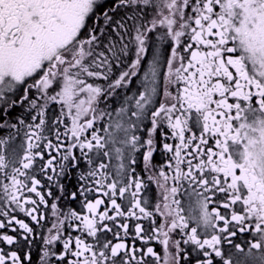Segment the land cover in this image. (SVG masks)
<instances>
[{
	"label": "snow or ice",
	"instance_id": "1",
	"mask_svg": "<svg viewBox=\"0 0 264 264\" xmlns=\"http://www.w3.org/2000/svg\"><path fill=\"white\" fill-rule=\"evenodd\" d=\"M0 264H264V0H0Z\"/></svg>",
	"mask_w": 264,
	"mask_h": 264
},
{
	"label": "flooded vegetation",
	"instance_id": "2",
	"mask_svg": "<svg viewBox=\"0 0 264 264\" xmlns=\"http://www.w3.org/2000/svg\"><path fill=\"white\" fill-rule=\"evenodd\" d=\"M157 159H159V157H157ZM153 194H154V192H153ZM246 235L247 234H241L238 237H234L233 238L234 242L240 243L242 247H245V250H247V244L245 242ZM226 247H230V246H227L226 245ZM156 250L157 251H160L161 250L159 245L156 246ZM233 251H234V249H233ZM33 254L35 255V250L33 251ZM237 255H242V254H237Z\"/></svg>",
	"mask_w": 264,
	"mask_h": 264
}]
</instances>
